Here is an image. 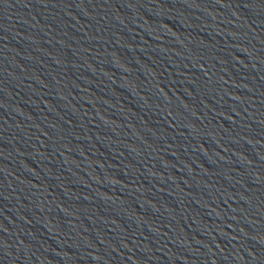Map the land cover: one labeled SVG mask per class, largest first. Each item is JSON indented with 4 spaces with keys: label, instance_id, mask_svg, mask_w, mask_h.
Wrapping results in <instances>:
<instances>
[{
    "label": "water",
    "instance_id": "95a60500",
    "mask_svg": "<svg viewBox=\"0 0 264 264\" xmlns=\"http://www.w3.org/2000/svg\"><path fill=\"white\" fill-rule=\"evenodd\" d=\"M0 264H264V0H6Z\"/></svg>",
    "mask_w": 264,
    "mask_h": 264
}]
</instances>
